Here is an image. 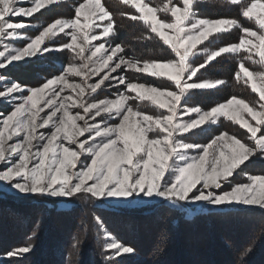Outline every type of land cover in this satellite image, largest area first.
I'll return each instance as SVG.
<instances>
[{
  "label": "snow or ice",
  "instance_id": "snow-or-ice-1",
  "mask_svg": "<svg viewBox=\"0 0 264 264\" xmlns=\"http://www.w3.org/2000/svg\"><path fill=\"white\" fill-rule=\"evenodd\" d=\"M63 2L0 0V70L44 53H72L58 75L38 86L11 82L0 90V98L12 107L6 115L0 113V182L19 193L52 197L83 194L96 201L159 197L173 205L205 202L264 210V175L243 172L250 158H264V0H226L239 6V16L253 27L236 18L201 17L197 5L209 0H163L158 6L145 0H118L129 9L120 12L121 21L141 23L145 29L141 39L161 42L169 57L143 61L126 56L125 45L114 43L123 23L118 24L104 0H82L71 18L47 23L34 37L21 32L31 24L13 19L33 17ZM24 3L29 6H19ZM233 29L239 30L237 42L215 49L203 46ZM60 34L67 42L46 43ZM19 39L28 42L22 47L5 42ZM224 55L237 58L234 80L250 88L258 100L232 95L207 110L187 106L194 91L227 83L198 75ZM199 56L203 61L195 63ZM246 62L260 70H252ZM125 70L170 83L161 88L130 82ZM7 80L0 74V82ZM113 86L123 90L114 98H94ZM145 101L158 110L156 114L140 110ZM221 118L246 130V139L220 131L207 143L186 142V134L218 126ZM238 172L247 182L231 183ZM226 184L231 186L222 190ZM95 219L102 229L99 217ZM104 237L109 261L135 251L107 231ZM32 248L25 244L4 257H23ZM250 250L249 246L241 255Z\"/></svg>",
  "mask_w": 264,
  "mask_h": 264
},
{
  "label": "trees",
  "instance_id": "trees-1",
  "mask_svg": "<svg viewBox=\"0 0 264 264\" xmlns=\"http://www.w3.org/2000/svg\"><path fill=\"white\" fill-rule=\"evenodd\" d=\"M104 1L117 18L118 24L123 23L114 41L128 42L131 57L143 60L169 58L161 42L141 39L145 33L141 23L127 18L121 21L119 14L128 11L127 6L118 0ZM57 7L60 8V4ZM197 9L205 17H235L245 26L250 25L239 16V6L229 5L226 0H209L208 3L198 4ZM236 30L221 35L222 44L237 42L239 30ZM246 66L253 69L249 62H246ZM207 67L210 76L226 80L227 83L218 89L201 93L202 98L207 100H200L198 104L208 106L232 95L257 99L250 88L235 82L236 57H218ZM245 88L249 89L247 93ZM6 196L5 201L12 200L11 207L16 203L18 208L16 214L12 215L13 225L20 224L15 231L6 232L8 243L19 235L24 239L28 235L27 242L33 244L30 255L26 259L20 257L14 264H19L22 259L23 264H200L203 258L209 264H219L220 256L223 257L228 248L233 249L232 262L224 264H264V210L259 208L227 207L199 211L188 217L175 206L162 201L150 205L127 206L98 202L84 196L80 198V205L73 208L58 207L55 201L47 204L48 207L42 209L44 214L39 212L41 216L37 217L25 208L28 205L25 199H29L30 195ZM3 200L0 197V203ZM95 217H99L105 230L118 241L133 247L134 253L116 257L114 261L105 259L111 253L104 249L97 237L99 224ZM77 241L79 243L74 247ZM57 242L60 247L58 250L54 248ZM249 246L251 250L242 256Z\"/></svg>",
  "mask_w": 264,
  "mask_h": 264
},
{
  "label": "rangeland",
  "instance_id": "rangeland-1",
  "mask_svg": "<svg viewBox=\"0 0 264 264\" xmlns=\"http://www.w3.org/2000/svg\"><path fill=\"white\" fill-rule=\"evenodd\" d=\"M80 2H82V0H64L63 3H60V8L57 7L59 4H54V5L46 7L45 9H42L40 12L36 13L33 17H30V18L16 17L13 19L15 22L23 21L25 23L31 24L32 27L22 29L21 32L27 34V36L34 37L36 34H38V31L41 30L43 26L47 25V23H50L57 18H71L74 15V6ZM145 2H150L152 6H158L163 3V0L162 1L145 0ZM19 6H29V4L24 3ZM199 15L201 17H205V16H202L201 13H199ZM206 18H209V17H206ZM220 18H235V17H220ZM210 19H218V18H210ZM247 22L250 23V25H247L248 27L254 26L252 22H249V21ZM221 37L223 36L216 37V39L212 43L205 42L203 46L208 47L210 49H215L220 46H223L225 44H222ZM67 39L68 38L65 37L63 34H60L58 37L46 43L50 45H59V44L67 42ZM5 42L10 43L11 46L22 47L28 41L25 39H19V40H15L11 42L9 41H5ZM114 43H117V42L114 41ZM121 43L125 45L126 47V56H130V54L128 53L129 43L128 42H121ZM0 50H2V46H0ZM71 59H72V53L65 50V51H53L49 53H44L40 57L26 58L24 61H21V62H13V64L9 66L7 70H0V74L8 77V80L6 82H0V90H3L5 83L10 84L11 82H19L29 87L38 86L39 84L44 82L45 78H50L53 75H58L62 71L61 65H66L68 62L71 61ZM203 59H204L203 56H199L196 58L195 63H200L203 61ZM139 60L143 61V59H139ZM149 60H153V59H149ZM228 61L229 59H227V62ZM250 65L253 68L252 70L254 71L260 70L259 65H253L251 63ZM209 72L210 71L208 67L206 66L205 69L201 70V72L198 73L199 78L200 79H205V78L218 79V78H214L210 76ZM119 74L121 73L118 72L117 75ZM123 74L129 78L130 82L134 81L138 83L149 84L155 87L166 88L169 86V83H170L165 78H154V77L149 76L146 73H137L134 71L125 70ZM94 79L95 78H93V81ZM118 90H123V86H120L119 89L115 86H113L111 89L105 87L103 90H100L98 95L95 96L94 98L95 99H102L105 97L114 98L113 94L116 93ZM248 90L249 89L245 88L246 93L248 92ZM204 91L206 90L194 91L193 95L186 102L187 106H200L202 109L207 110L210 107L214 106L216 103L223 102V101H217L208 106L198 104L200 100L201 101L207 100L206 98H202L203 96L201 95V93H203ZM24 94L27 95L26 92ZM238 97L243 98L249 102H252L255 100V97L253 99H249L248 96H244V97L238 96ZM256 100H258V96ZM11 110H12L11 105L5 103L3 98H0V113H3L6 115ZM140 110L145 111L148 114H156V112L158 111L157 109H155L153 105H151L147 101L140 104ZM220 131H228L230 134L235 133L238 136V138H241V139H246V136H247L246 130L240 129L239 125H234L230 121H225L223 118H221L218 126L206 127L202 131L194 130L191 134H186L185 139H186V142H189V143L203 144V143H207L208 140H210L213 135L218 134ZM189 154L194 155L195 153L193 152ZM0 167H3V165H0ZM243 172H247L252 175H264V158L260 156L250 158L249 161L245 162V165L243 166ZM243 172H238L234 174V176L230 178L231 183L247 182L246 178L243 177ZM230 186L231 184H226L222 190H228ZM7 194H11V195L14 194V195H20V196H25V197L30 195L29 199L27 198L25 199L26 203L28 204V205H25V208L27 212H30L33 216H37V217L41 216V215H38L39 212H42L44 214L43 212L44 210L42 209H44V207L46 206L48 207L47 204H51L54 201H55V204L57 203L58 207L73 208L77 205H80L81 203L80 198L84 197L83 194H78L76 197H73V198H67V197H52L46 194L39 195V194L19 193L17 190L6 186L5 184H3V182H0V197L4 199L2 202H4L5 199L7 198L6 196ZM161 201L166 202L170 205H173L171 202L164 201L162 198H159V197H152V198L130 197L127 199V201L117 200V198H107L104 201H98V202H104V203L112 202L116 205H127V206L135 205L137 206V205H150L151 203L155 204ZM2 202L0 203V264H14L16 261L17 262L19 261L20 257H13L11 259H8L4 257V254L14 248L23 246L25 244H29V243L32 244V242L31 241L27 242V240H29L27 239L28 235L25 236L26 237L25 239L21 238V236L19 235V237L17 238L19 241L17 243L14 242L17 239H14L13 241H11L13 243L11 242L8 243L6 232L15 231L14 229L16 228V226L20 225V224L13 225L14 219L12 218V215L16 214L18 208L15 205L16 203H13V206L11 207L12 200L10 199H7L4 203ZM173 206L178 208L183 214H185L188 217H191L194 213L199 212V211H208L212 209H220V208H227V207L243 206V207H252V208L258 209V207H255V206H245L241 204H231V205L225 204V205L213 206V205H208L205 202H195V203L181 202L179 205H173ZM24 219L25 218H23L22 221H24ZM52 225H54L53 222H52ZM9 227L11 228V230H9ZM97 228H98L97 237L100 240L101 244L104 246V243H105L104 233L106 230L104 227L101 229L100 225ZM13 235H16V232H13ZM54 248H56L57 250L58 248H60L59 242L56 243ZM31 252L32 250L29 253L24 254V256L21 258L26 259L25 257L29 256ZM226 252L227 253L223 255V257L220 256L219 264L221 263L224 264L225 262L227 263L232 262L233 249L228 248ZM227 256L229 258H227ZM24 259H22L23 261L20 260L19 264H23ZM217 261H219V259H217ZM260 261H262V259H260ZM199 263L209 264L206 262L204 258L201 259Z\"/></svg>",
  "mask_w": 264,
  "mask_h": 264
}]
</instances>
